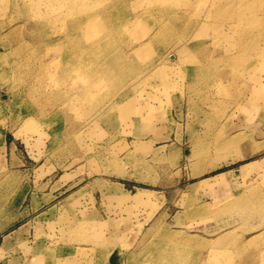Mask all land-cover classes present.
<instances>
[{
  "label": "rangeland",
  "instance_id": "374dc122",
  "mask_svg": "<svg viewBox=\"0 0 264 264\" xmlns=\"http://www.w3.org/2000/svg\"><path fill=\"white\" fill-rule=\"evenodd\" d=\"M165 2L135 10L150 7L139 20L150 28L167 20L174 33L132 44L112 68L106 49L84 44L110 32L103 20L79 49L76 40H52L83 63L82 75L65 81L38 67L53 57L45 31L35 39L26 23L7 35L27 17L2 10L0 52L25 44L3 61L19 69L0 75V264L42 254L55 264H264V0L241 1L261 52L235 81L224 59L241 43L239 20L211 18L204 0L176 7L185 17L176 21L157 9ZM88 3L116 11L108 0ZM55 5L50 13L62 8ZM86 29L56 33L76 38ZM142 31L117 35L139 42ZM85 75L96 84L87 92Z\"/></svg>",
  "mask_w": 264,
  "mask_h": 264
},
{
  "label": "bare ground",
  "instance_id": "6f19581e",
  "mask_svg": "<svg viewBox=\"0 0 264 264\" xmlns=\"http://www.w3.org/2000/svg\"><path fill=\"white\" fill-rule=\"evenodd\" d=\"M108 1L110 3L109 4L110 6H116L115 10L117 12L116 11L113 12L112 9H110V8H106V7L102 8L103 5H101L99 12L96 13V12H94V6L95 5L92 4L91 7H89V5H88L89 4L88 2H90V0H84L83 5H82V0H0V11H1L0 12V17H1L0 20L2 21L3 19H5V17H7L5 14L3 15V12L4 11L6 12L5 8L10 5V6H12V8L15 9L14 11L16 13H20L21 15L26 16L27 20L24 19L25 20L24 23H14L12 25L9 24L8 27H6V30H7L6 34L7 35L19 34V32H20L19 30L22 27L21 25H25L26 23H28L29 27H31L34 31L33 34H34L35 39L38 38L40 31H41L40 29H42L43 31H45V33H46L45 35H47V38L49 39L48 41H51V42H53L52 40H55V38H60V39L63 38L64 40L71 41L70 43H72L74 40H76L75 42H77V44H76V47H74L75 49L72 48L73 50H76V48L79 49V47L82 46V34L84 36H87L88 32H89V28L94 27V25L96 24V22H98V20H103L104 21L103 23L105 24V26L110 27V32L109 33H108V31L105 32L103 40H101L100 42L99 41L91 42V41H88V39H87V41L84 44L87 45L86 47L89 49V51L92 50L93 48H95V49L103 48L104 51L106 49V51L110 54L109 60H111L110 61L111 65L109 67H111V68L114 67L115 65H117L120 60H126V58H124L123 54H124L126 48L129 49V46L131 48L132 44H134L135 47H137V46L139 47L140 44L145 45L146 43H148L149 39L157 36V34L165 33V32L170 33L174 30L173 27L168 25L169 21L167 22V20H162V22L159 25H157L156 28H152V27L150 28V25L148 26V24H145L144 20L140 21L139 20L140 14H142L146 11L149 12L150 11L149 9H151L150 7H148L147 8L148 10L143 11L142 13L140 12V10H135V9H137V7H136L138 4L137 1H140V0H108ZM153 1L154 0H141L138 5H141V4L142 5L143 4L151 5L153 3ZM168 1H169V3L165 2L164 5H159L157 9L159 11L163 12L164 13L163 15H165L167 18L169 17V18H172V20L176 19V21H182V20H184L185 17H183V14L180 16L176 15V10H177L176 7L182 8L181 7L182 4L187 5V7H188V5L199 6L204 0H168ZM241 1H243V0H209V2L211 4H213V8L207 14L211 18H215V19H218V18H221V19L222 18H237L240 22L239 23L240 25L238 27V29L240 30V35L242 37L240 39L241 43L238 46L240 49L238 47H236V51L230 52L229 55L225 56V59H224L226 61V63L228 64V69H230L229 72L231 73V77H229V78L232 81H235L236 79L241 78L240 71L246 67V64H248V62L251 61V59H252L251 57H254V56L257 57L258 54H260L258 52L259 51L261 52V50H259L257 48L258 39H259L258 35H255L254 34L255 31H252V29H247L246 26H247L248 22H246L245 17H244L246 15V12H247L246 10L249 9V3L248 2L253 1V0H247L248 2L245 4H242ZM76 2L79 4H76ZM54 4H56L55 7L57 6L59 8H61V7L62 8L60 10H58L57 12L50 13V11H51L50 6H52ZM132 7H136V8H132ZM2 10H4V11L2 12ZM60 11H62V12H60ZM82 12L84 15V19H83L84 21L82 20ZM154 15H155L154 17H157L156 14H154ZM68 19L69 20L71 19V20L69 21ZM58 21L62 24L61 25L56 24ZM243 21L246 23H244ZM5 23H6V21H5ZM141 25L143 26L142 33H144V34L142 35V38H139L137 40L139 42H133V40H134L133 38H131L130 41L129 40L128 41H122L117 35L118 33H120V31H123L124 28H127V26H130V27L134 26L136 28H141ZM177 25H179V24H177ZM182 25H184V24H182ZM188 25H190V24H188ZM185 26H187V25H185ZM191 26H192V24H191ZM70 27L71 28L74 27L77 29H83L85 27L88 29H86V31H87L86 33H84V31L82 33V31H81L79 35L76 34L77 39L74 37V35H71L72 34V33H70L71 31L69 32V34H64V33L57 34L56 33V32H60L61 30L69 29ZM187 29H190V28L188 27ZM77 33H79V32H77ZM173 33H174V31H173ZM19 35H18V37H19ZM15 36H17V35H14V37ZM5 37H7V36H5ZM32 37H33V35H32ZM12 39H13L12 41L14 42V38H12ZM19 39H20V37H19ZM6 42H7V40H6ZM64 42H63V44H64ZM103 42H105V43L101 45V43H103ZM262 43H263V41H262ZM262 43H261V45H262ZM11 44H12V42H11ZM21 44L23 46V44H25V43H23V42L20 43V46H19V44H17L16 47L14 46V45H16L15 43H14V45H9V43L3 44L4 46H7V48H6L5 52H0V75H1V77H6L7 74H9L11 72H15L17 69H19L18 63L15 62L14 64L9 65L7 63L5 64L3 61L5 60V57L8 54H10L12 51L14 53V52H19L20 50H23L20 48ZM52 44H53V46L51 45L52 47H51L50 51L53 53V57H51L50 59H47L44 62L39 60L38 61V67L42 68L44 66V68H47V65H48L51 68H53L54 73H56V72L60 73L61 72L59 78L63 81H65L66 79H70L72 75L73 76L74 75L81 76L82 73L80 71V68H83V66H82L83 63L81 61V58L78 57L79 55L76 56L75 52H72V51H69L67 53L63 52L62 48H60V47L61 46L64 47V45L60 46V45H58V43L56 44L55 42H53ZM118 44H120V45H118ZM27 46H29V44ZM67 46H69V45H67ZM72 46H74V45H72ZM25 48H26V46L24 47V49ZM30 49H32V47ZM69 50H70V48H69ZM96 51H98V50H96ZM25 52H26V50H25ZM20 53H21V51H20ZM125 56H126V54H125ZM26 57H27V55H26ZM22 58H23V56H22ZM26 61H28V60H26ZM31 61H32L31 62L32 65H34V61L32 59H31ZM196 63H195V65H196ZM87 64H89V63H87ZM105 64L106 63H104L102 65H105ZM108 65L109 64H107L105 67L109 68ZM27 66H30V65L28 64ZM202 66H204V65H202ZM23 67H24V65H23ZM146 67L147 66H145V68ZM212 67H215V66H212ZM212 67H210V68H212ZM25 68H26V66H25ZM20 69H21V67H20ZM28 69H29V67H28ZM95 70H96V68H95ZM213 70H214V68H213ZM199 71H201V70H199ZM90 72H93V71H90ZM207 72L210 73L211 71H207ZM54 73H52L51 76ZM215 73L217 75L219 74V72H217V70ZM118 74H119V72L117 73V75ZM56 75H57V73H56ZM119 76H121V75H119ZM85 77L89 78V80L86 78L88 80V85H89V86H86V92H87V91H89L90 87H93L96 84L92 83L93 80L90 79V76L85 75ZM218 77H220V76H218ZM95 78H96V76H95ZM230 79H228V80H230ZM217 80H218V82H223V80L221 78H218ZM228 80H226V81H228ZM120 82L121 81H119V83ZM126 84H128V83H126ZM42 86H43V84H42ZM212 86H214V85H212ZM43 90H45V89L43 88ZM14 92H16V91H14ZM34 94L35 93H33V91H29L30 97L35 100V98L33 96ZM36 94H38V93H36ZM39 95H41V94H39ZM121 98H123V97H121ZM24 113H27V115H26L27 118L25 119V123L32 124L36 120L35 114L30 112L28 108H26V109L24 108ZM33 119H35V120H33ZM232 141H233V139L228 140V144L231 143ZM235 172L237 174L238 173L240 174V171L238 169H235ZM50 251H51V249H50ZM49 256H51V254ZM52 262L48 263V261L45 259V256L42 254V256L38 255L36 258H33V261L31 262V264H55L54 262L53 263Z\"/></svg>",
  "mask_w": 264,
  "mask_h": 264
},
{
  "label": "crops",
  "instance_id": "0c3cea01",
  "mask_svg": "<svg viewBox=\"0 0 264 264\" xmlns=\"http://www.w3.org/2000/svg\"><path fill=\"white\" fill-rule=\"evenodd\" d=\"M236 173V172H235ZM237 174V173H236Z\"/></svg>",
  "mask_w": 264,
  "mask_h": 264
}]
</instances>
